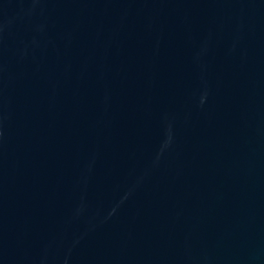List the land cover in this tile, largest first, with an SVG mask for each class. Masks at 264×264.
<instances>
[{
	"label": "water",
	"instance_id": "1",
	"mask_svg": "<svg viewBox=\"0 0 264 264\" xmlns=\"http://www.w3.org/2000/svg\"><path fill=\"white\" fill-rule=\"evenodd\" d=\"M0 264H264V0H0Z\"/></svg>",
	"mask_w": 264,
	"mask_h": 264
}]
</instances>
